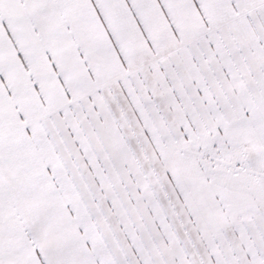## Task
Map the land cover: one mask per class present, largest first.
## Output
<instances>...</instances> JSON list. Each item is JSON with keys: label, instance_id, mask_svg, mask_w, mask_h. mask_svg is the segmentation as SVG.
<instances>
[{"label": "snow or ice", "instance_id": "obj_1", "mask_svg": "<svg viewBox=\"0 0 264 264\" xmlns=\"http://www.w3.org/2000/svg\"><path fill=\"white\" fill-rule=\"evenodd\" d=\"M0 264H264V0H0Z\"/></svg>", "mask_w": 264, "mask_h": 264}]
</instances>
